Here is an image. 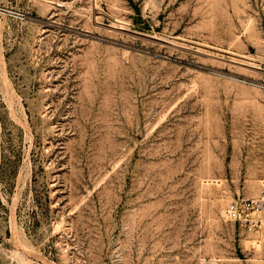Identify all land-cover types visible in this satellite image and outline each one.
<instances>
[{
	"label": "rangeland",
	"instance_id": "rangeland-1",
	"mask_svg": "<svg viewBox=\"0 0 264 264\" xmlns=\"http://www.w3.org/2000/svg\"><path fill=\"white\" fill-rule=\"evenodd\" d=\"M264 0H0V264H264Z\"/></svg>",
	"mask_w": 264,
	"mask_h": 264
},
{
	"label": "built area",
	"instance_id": "built-area-1",
	"mask_svg": "<svg viewBox=\"0 0 264 264\" xmlns=\"http://www.w3.org/2000/svg\"><path fill=\"white\" fill-rule=\"evenodd\" d=\"M264 207V201L256 200H241L239 202H230L226 209V216L228 220L237 222L240 225L246 227L248 230H252L257 226L258 221L255 220L253 215L262 211Z\"/></svg>",
	"mask_w": 264,
	"mask_h": 264
}]
</instances>
